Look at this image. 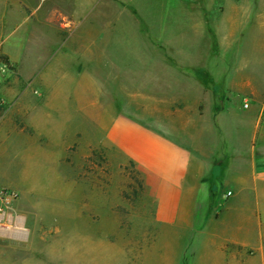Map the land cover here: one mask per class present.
I'll return each instance as SVG.
<instances>
[{"label":"rangeland","instance_id":"1","mask_svg":"<svg viewBox=\"0 0 264 264\" xmlns=\"http://www.w3.org/2000/svg\"><path fill=\"white\" fill-rule=\"evenodd\" d=\"M92 1L0 0V211L18 217L2 220V225L12 223L18 236L10 241L0 237V264H163L166 245L205 241L196 233L166 228L157 216V202L142 196L140 169L106 139L116 97L126 100V113L157 127L169 116L196 110L201 115L242 117L248 127L260 115L264 122V0H157L158 9L148 0H96L99 7L93 12ZM186 5L199 6L204 36L199 33L200 40L216 52L207 68L208 83L220 89L231 79V90H153L151 103L144 104L148 91L143 86L164 84L159 80L149 84L151 77L129 68L120 80L136 81L134 88L114 91L112 100L110 92L93 89L91 75L81 80L70 75L75 61L67 59L66 77L87 87L91 103L84 113L66 106V111L76 112L69 121L52 119L57 99L53 101L48 89L58 76L49 74L48 68L58 63L63 67L59 57L64 51L73 45L77 50L88 47L100 31L110 49L113 37L137 38L140 29L154 32L158 39L160 32L169 40L187 32L195 36L198 29L177 24L186 18ZM114 17L135 23L111 26ZM135 46L128 49L130 55L142 57ZM205 62L200 52L198 63ZM202 72L196 71V77L203 83L207 76ZM171 81L182 87L188 80L175 76ZM77 88L72 85V105ZM192 94L198 99L191 100ZM160 95L170 101H158ZM96 98L103 101L102 108L91 105ZM245 101L248 109L242 107ZM95 118L102 119V133L96 131ZM19 130L23 133H16ZM63 134L69 137L64 139ZM63 145L70 147L68 152ZM262 222L264 227V215ZM256 254L257 264H263L259 251L247 250L248 256Z\"/></svg>","mask_w":264,"mask_h":264},{"label":"crops","instance_id":"2","mask_svg":"<svg viewBox=\"0 0 264 264\" xmlns=\"http://www.w3.org/2000/svg\"><path fill=\"white\" fill-rule=\"evenodd\" d=\"M147 2L156 9L161 6V2L157 3V0ZM92 3L93 12L99 7V3L96 0ZM177 7H182V3H178ZM185 11L186 18L179 19L177 24H190L196 28L195 30L198 29L195 36H190L187 32L185 36L169 40L160 32L158 39L154 32L149 34L146 29L138 28L140 36L137 38L131 36L120 40L119 37H113L116 40L110 42L112 46L110 49L108 42L103 40L104 34L100 31V35L88 42V47L84 45L81 49V46H78L77 50L74 49L76 45L70 46L71 50L64 51L59 57L63 67H59L58 63L48 68L49 74L58 76L53 86L48 89L53 92V101L57 99L52 105V119L61 117L69 121L70 118L76 117V112L72 113L70 109L66 111L64 109L66 106H76L79 113H84L88 103H91L87 101V87L79 83L72 84L71 78L66 77L67 59L75 61L73 66L76 70L70 75L75 74L80 80L84 75H91L90 83L95 85L93 89L101 93L110 92L112 100L115 96L114 91L134 88L136 81L129 78L120 80L126 72L129 74L126 71L129 68H133L134 72L138 68V75L146 74L151 77L149 84L153 80V82L159 80L164 84L144 85L143 89L148 91L147 95H144V104L151 103L152 97L149 92L153 90L159 92L177 89L195 92L231 90V79L229 83L221 85L220 89L208 83L210 72L207 68L216 52L208 49L203 43L206 40H200L202 26L199 17L203 13H200L199 6L186 5ZM115 12L118 13L117 8ZM143 20L146 21L145 18ZM111 21V26L135 23L134 19L129 18L120 20L121 23L116 17ZM137 24L142 26L139 21ZM152 27L154 26H147L151 30ZM200 34L204 37L203 30ZM134 44L141 49L139 52L142 53V57L137 53L130 55L128 49L133 48ZM200 52L206 57V62L202 65L198 63ZM200 68L207 76L203 83L196 77V71ZM175 76L186 78L188 81L183 83L182 87L174 86L171 77L175 79ZM72 85H76L78 88L75 90L79 91L78 95L73 96L75 105L70 104ZM131 97L129 99L133 100L134 97L132 95ZM159 97L160 102L170 101V97L162 98L161 95ZM98 98L91 105L102 108L103 101H99ZM190 98L198 99L193 94ZM125 102V99L116 97L112 105L115 109H112L110 121L108 120L110 125L106 131V139L121 155L133 161L140 169L143 177L142 196L146 201L157 202V216L165 221L166 228L174 229L176 233H196L199 239H205L195 244L166 245L163 264H257V254L247 255V250L252 248L259 251L264 264L262 116L251 120L248 127L246 119L242 117L236 120L231 114L201 115L196 110L195 114L169 116L164 125L160 121L157 127L148 124L145 119L140 121L134 115L126 113ZM242 107L248 109L247 101ZM78 122H81V119ZM94 123L96 131L102 133V119L95 118ZM215 123H222V126L216 127ZM231 123L235 125L231 126ZM16 133L22 134L23 130ZM78 133L80 138L82 132ZM68 137L69 135L63 134L64 139ZM63 146L68 152L70 147ZM9 218L11 222L18 220L17 216L0 211V237L4 235L10 238L6 241L18 236V232L11 229L12 223L2 225V220Z\"/></svg>","mask_w":264,"mask_h":264},{"label":"built area","instance_id":"3","mask_svg":"<svg viewBox=\"0 0 264 264\" xmlns=\"http://www.w3.org/2000/svg\"><path fill=\"white\" fill-rule=\"evenodd\" d=\"M245 107H247V104H245ZM230 195V194H229Z\"/></svg>","mask_w":264,"mask_h":264}]
</instances>
